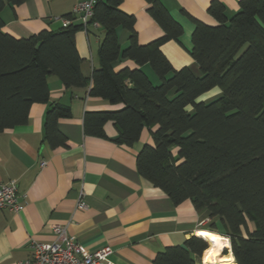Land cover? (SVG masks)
Wrapping results in <instances>:
<instances>
[{
	"label": "trees",
	"instance_id": "16d2710c",
	"mask_svg": "<svg viewBox=\"0 0 264 264\" xmlns=\"http://www.w3.org/2000/svg\"><path fill=\"white\" fill-rule=\"evenodd\" d=\"M26 1L0 0V132L26 125L32 106L49 102L48 77H57L66 89L90 83L76 47L81 23L21 39L3 31L4 9ZM123 1L98 0L89 22L104 30L89 95L123 108L87 112L84 133L106 138L104 126L113 122L114 142L132 146L150 129L154 144L138 153V174L175 206L190 201L218 219L209 230L229 239L236 264H264V0H240L231 17L213 0L208 13L215 26L188 16L194 24L190 55L199 75L190 67L175 69L163 53L184 29L159 0L146 1L164 35L147 45L139 44L135 17L120 9ZM119 29L130 34L125 48ZM122 60L140 68L116 71L114 64ZM146 65L157 85L141 70ZM216 88L222 91L218 99L200 101ZM71 116L68 106L47 110L44 131L51 147H67L58 122ZM196 236L158 253L152 264H196L195 257L208 249Z\"/></svg>",
	"mask_w": 264,
	"mask_h": 264
},
{
	"label": "crops",
	"instance_id": "0c3cea01",
	"mask_svg": "<svg viewBox=\"0 0 264 264\" xmlns=\"http://www.w3.org/2000/svg\"><path fill=\"white\" fill-rule=\"evenodd\" d=\"M81 1L27 0L18 6H8L2 13L3 31L21 39L43 30L59 32L66 18L79 25V17L72 12ZM159 1L184 29L179 41L163 46V53L175 69L190 67L199 75V67L190 55L194 24L188 16L207 25H217L208 13L213 0ZM218 1L225 6L228 17L239 11L240 0ZM149 7L146 0H124L120 6L123 12L135 17L140 45L164 35L148 13ZM96 24L76 33L82 72L90 80L89 85L66 89L57 77H48L49 102L34 104L26 125L0 132V184L15 181L19 192L26 194V207L21 213L0 210V264H17L31 258L32 240L52 243L54 225L65 227L68 236L89 253L111 248L110 261L114 264H152L158 253L168 247L182 246L200 231L210 232V226L218 222L206 210H195L190 201L175 206L161 189L138 174V153L144 145L154 144L150 129L145 128L140 140L132 146L114 142L118 131L113 122L104 126L106 138L84 133L87 112L123 108L122 104L113 105L89 95L92 73L99 68L98 51L104 37L103 28ZM129 35L127 30L119 29L122 48L129 44ZM126 67L140 68L130 60L114 64L116 71ZM141 70L153 84L159 83L149 66ZM56 104L68 106L72 111L70 118L58 122L59 131L67 138V147L53 148L45 140L46 112ZM155 130L156 127L151 129ZM41 161L46 162L43 168ZM80 200L85 207H78ZM227 251L233 257L231 247ZM195 260L196 264L201 261L204 264L203 256Z\"/></svg>",
	"mask_w": 264,
	"mask_h": 264
},
{
	"label": "built area",
	"instance_id": "2783aa9c",
	"mask_svg": "<svg viewBox=\"0 0 264 264\" xmlns=\"http://www.w3.org/2000/svg\"><path fill=\"white\" fill-rule=\"evenodd\" d=\"M98 0H83L73 8V15L78 16L86 31L94 15V7ZM72 24L71 19L63 20V27ZM96 24V23H93ZM97 25V24H96ZM40 166H46L41 161ZM26 194L19 192L17 182L10 181L0 184V210L21 213L26 207ZM78 207H85L80 200ZM55 240L52 243L31 241V258L19 261L17 264H114L110 261L112 249L107 247L93 253L87 252L67 234L66 228L60 225L52 226ZM201 264L202 261H201Z\"/></svg>",
	"mask_w": 264,
	"mask_h": 264
},
{
	"label": "bare ground",
	"instance_id": "6f19581e",
	"mask_svg": "<svg viewBox=\"0 0 264 264\" xmlns=\"http://www.w3.org/2000/svg\"><path fill=\"white\" fill-rule=\"evenodd\" d=\"M198 236L208 244V249L203 253L204 264L234 263V258L232 256L223 254L224 251L230 249V242L227 238L206 231H200Z\"/></svg>",
	"mask_w": 264,
	"mask_h": 264
},
{
	"label": "rangeland",
	"instance_id": "374dc122",
	"mask_svg": "<svg viewBox=\"0 0 264 264\" xmlns=\"http://www.w3.org/2000/svg\"><path fill=\"white\" fill-rule=\"evenodd\" d=\"M218 90H219V88H218V89H214V90H212V91L206 93V96H205V98H204L203 101H204L205 103H210V102H212V101L218 99V98L222 95V91H221V90L218 91ZM207 245H208V244H207ZM200 261H201V260H200Z\"/></svg>",
	"mask_w": 264,
	"mask_h": 264
}]
</instances>
